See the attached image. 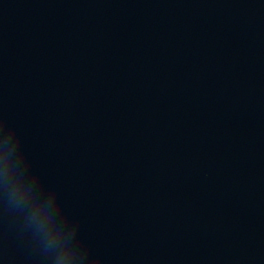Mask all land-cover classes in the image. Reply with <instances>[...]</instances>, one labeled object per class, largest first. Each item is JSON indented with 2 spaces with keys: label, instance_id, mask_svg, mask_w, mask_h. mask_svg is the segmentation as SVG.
<instances>
[{
  "label": "water",
  "instance_id": "obj_1",
  "mask_svg": "<svg viewBox=\"0 0 264 264\" xmlns=\"http://www.w3.org/2000/svg\"><path fill=\"white\" fill-rule=\"evenodd\" d=\"M0 120L77 264H264V0H0Z\"/></svg>",
  "mask_w": 264,
  "mask_h": 264
},
{
  "label": "clouds",
  "instance_id": "obj_2",
  "mask_svg": "<svg viewBox=\"0 0 264 264\" xmlns=\"http://www.w3.org/2000/svg\"><path fill=\"white\" fill-rule=\"evenodd\" d=\"M5 125L6 120H0ZM6 132L0 144V203L22 218V227L30 233L42 253L45 264H77L81 249L73 240L78 225L62 215L59 191L45 192L40 176L30 173L25 154L19 151L16 130Z\"/></svg>",
  "mask_w": 264,
  "mask_h": 264
}]
</instances>
